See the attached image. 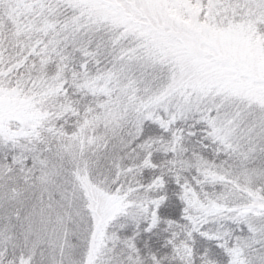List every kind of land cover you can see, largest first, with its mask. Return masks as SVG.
<instances>
[{
  "label": "snow or ice",
  "instance_id": "6c2138e0",
  "mask_svg": "<svg viewBox=\"0 0 264 264\" xmlns=\"http://www.w3.org/2000/svg\"><path fill=\"white\" fill-rule=\"evenodd\" d=\"M0 264H264V0H0Z\"/></svg>",
  "mask_w": 264,
  "mask_h": 264
}]
</instances>
